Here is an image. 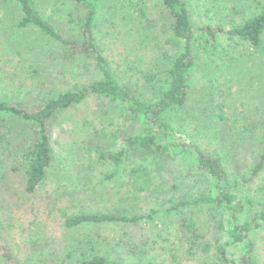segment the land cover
Listing matches in <instances>:
<instances>
[{
  "label": "rangeland",
  "instance_id": "374dc122",
  "mask_svg": "<svg viewBox=\"0 0 264 264\" xmlns=\"http://www.w3.org/2000/svg\"><path fill=\"white\" fill-rule=\"evenodd\" d=\"M39 1L46 6L55 2ZM122 1L98 0V43L119 81L144 102L150 101L156 96L154 84L167 66L164 52L174 54L177 45L171 38L161 0H139L137 8L144 5L148 19L143 16L132 22L125 19L131 9ZM186 1L195 28L222 25L229 29L258 4V0ZM18 17L12 3L0 0V101L33 107L100 78L92 58L71 55L40 33L18 29ZM53 21L65 35L69 34L64 24L59 25L61 20ZM131 27L137 29L133 37L129 36ZM196 54V64L188 73L195 97L187 113L182 111L174 119L173 132L166 141L196 142L206 151L220 154L233 178L249 179L250 166L262 149L258 135L264 123V51L221 35L215 42L202 40ZM148 77L153 86H149ZM210 99L225 104V122L234 131L228 142L194 116L201 109L200 102L209 103ZM125 112L119 103L89 97L55 116L54 164L33 194L24 190L16 172L19 163L12 162L15 158H9L7 165L3 163L10 154L0 146V264H6L3 251L21 264H75L76 259H71L68 252L81 242L86 244L85 239L97 241L98 248L119 264L217 263L215 249L228 240L217 224L220 214L212 216L205 205L185 207L182 213L193 217L198 226L197 235L190 233L186 238L179 230L182 213L164 212L179 201H192L211 191L210 177L193 160L178 150L161 155L128 149L122 172L107 177L113 169L108 156L126 148L125 137L137 128ZM241 130L247 132L244 142L239 140ZM263 183L264 172L242 184L240 193L251 198L250 208L264 198L258 190ZM80 211L158 213L153 220L137 224L66 228L65 218ZM190 238L196 241L193 248ZM255 238L256 255L264 264V226ZM202 245L209 249L202 250ZM227 250L230 258L239 261L245 246L230 245Z\"/></svg>",
  "mask_w": 264,
  "mask_h": 264
},
{
  "label": "trees",
  "instance_id": "16d2710c",
  "mask_svg": "<svg viewBox=\"0 0 264 264\" xmlns=\"http://www.w3.org/2000/svg\"><path fill=\"white\" fill-rule=\"evenodd\" d=\"M5 1L12 3L19 14L18 29L40 33L48 40L59 44L71 55L81 54L92 58L95 68L100 73L99 79L48 97L33 107L0 101V146L10 154L3 163L7 165L11 157L15 158L12 160L14 164L19 163L16 172L22 178L24 190L29 194L35 193L54 164L53 118L89 97L108 99L122 105L125 114L137 128L134 134L125 137L126 148L108 156L113 169L107 177L113 178L122 172V164L129 152L128 149L161 155H170L173 150H178L179 153L193 160L202 173L210 177L211 191L192 201H179L164 212L177 210L182 213L185 207L192 204L205 205L212 216L217 218L220 214L217 224L220 231L228 238L215 249L218 259L216 264H260L256 255L255 234L264 226V198H261L258 206L250 208L252 200L242 195L240 188L244 182H249L264 172V123L262 134L258 135L262 149L254 164L250 166L249 179L245 176L233 178L220 154L210 153L196 142H170L166 141V138L173 132L176 116L182 111L187 113L186 108L195 97L189 84L188 73L196 64V50L202 40L211 43L217 41L219 36L227 35L249 43L256 51H264V0H258L257 6L229 29L222 25L195 28L186 0H161L169 22L171 38L177 46L174 54L164 52L167 66L163 75L158 78L157 85L154 84L156 96L153 100L145 102L133 89L119 81L109 58L98 43L96 34L100 24L98 0H55L53 3H48V6L42 5L38 0ZM142 1L144 0H140V3ZM138 2L139 0L121 2L126 8L131 9L128 15H125V19H129L130 22L143 16L148 19L146 7L142 5L137 8ZM54 18L61 20L59 25L64 24L69 34L63 33L53 21ZM136 30L133 27L129 28V36L133 37ZM148 82L149 86H153L150 79ZM199 107L201 109L194 116L207 122L208 128L213 129L217 137L226 138L225 141L228 142L229 136L234 131L232 126L225 122L223 114L225 104L210 99L209 103L201 101ZM246 133L239 131L240 141L246 140ZM230 142L234 143L233 140ZM258 190L264 197V183L259 185ZM157 213L158 211H153L149 215H128L80 211L69 214L65 218L64 226L74 229L105 223L137 224L141 220H153ZM225 215L227 218L224 217ZM242 215L246 216L242 218ZM197 229L195 219L182 213L180 233L189 238L187 236L190 233L197 235ZM85 241L86 244L81 242L68 252L71 259H76L75 264H119L111 261L98 248L97 241L86 239ZM190 243L192 248L196 245V241L193 242L192 239ZM237 244L245 246L244 254L239 261L230 258L227 250L230 245ZM207 246L202 245L199 248L208 250ZM2 257L6 264H21L9 252L3 251ZM149 264L158 263L153 261Z\"/></svg>",
  "mask_w": 264,
  "mask_h": 264
}]
</instances>
